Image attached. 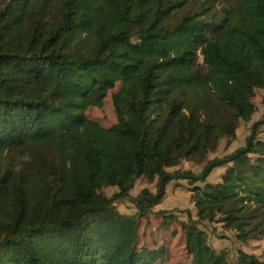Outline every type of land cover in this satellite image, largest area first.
Here are the masks:
<instances>
[{
  "label": "trees",
  "instance_id": "trees-1",
  "mask_svg": "<svg viewBox=\"0 0 264 264\" xmlns=\"http://www.w3.org/2000/svg\"><path fill=\"white\" fill-rule=\"evenodd\" d=\"M119 83L104 127L87 111ZM257 90L264 0H0V264H165L164 248L139 249L138 227L179 180L197 211L183 225L191 264H264L244 251L231 263L198 226L264 238V116L208 161L252 120ZM184 160L205 165L168 171ZM142 177L155 192L131 199ZM176 222L162 212V228Z\"/></svg>",
  "mask_w": 264,
  "mask_h": 264
},
{
  "label": "rangeland",
  "instance_id": "rangeland-1",
  "mask_svg": "<svg viewBox=\"0 0 264 264\" xmlns=\"http://www.w3.org/2000/svg\"><path fill=\"white\" fill-rule=\"evenodd\" d=\"M198 6L190 3L189 11H197ZM121 83L117 84L113 91L108 93L102 108H91L87 115L92 120L98 122L104 127H110L116 123V114L113 107L112 96L121 89ZM264 90H257L254 103L257 112L249 122L241 121L236 131L235 139H223L215 153L208 155V161L216 157H223L231 154L236 149L244 146L245 139L250 135L252 126L261 121L264 116ZM259 138L264 140V125L260 128ZM205 163L200 164L196 161L184 160L180 165L168 169L174 171H192L200 174ZM227 167L218 168L213 171L208 178L207 183L217 184L221 182L222 175L226 172ZM156 181L149 182L144 177L136 180L134 188L131 191V199L137 196L143 189H149L155 192ZM202 185V184H199ZM191 186L185 180L173 181L167 188V193L161 205L155 207L151 213L142 218L139 223L138 247L158 250L164 248L166 251L165 264H191L192 258L187 253L185 247V237L183 225L188 222L187 211H190L193 219L197 220V211L192 200ZM118 191L117 188H104L102 193L108 197L113 196ZM118 211L127 216H136L137 210L131 200L118 201L115 203ZM162 212H170L178 217V222L173 223L167 228L161 227ZM199 228L207 235L208 244L217 252H226L228 260L231 263H237L239 252L244 251L264 259V238L254 239L248 243H242L236 239V233L226 231L222 224L210 223L208 221L199 222Z\"/></svg>",
  "mask_w": 264,
  "mask_h": 264
}]
</instances>
